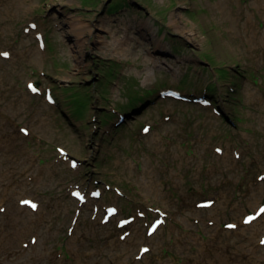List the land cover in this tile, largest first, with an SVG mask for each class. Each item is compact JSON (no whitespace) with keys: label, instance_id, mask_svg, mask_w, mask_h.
I'll use <instances>...</instances> for the list:
<instances>
[{"label":"rangeland","instance_id":"rangeland-1","mask_svg":"<svg viewBox=\"0 0 264 264\" xmlns=\"http://www.w3.org/2000/svg\"><path fill=\"white\" fill-rule=\"evenodd\" d=\"M3 51L0 264H264V218H241L264 202V0H0Z\"/></svg>","mask_w":264,"mask_h":264},{"label":"bare ground","instance_id":"bare-ground-1","mask_svg":"<svg viewBox=\"0 0 264 264\" xmlns=\"http://www.w3.org/2000/svg\"><path fill=\"white\" fill-rule=\"evenodd\" d=\"M170 23L171 24H174L175 26L176 25H178L179 23H180V21H178V19H176V18H171V20H170ZM184 24V23H183ZM83 28V27H82ZM119 33H124V35L122 34V35H119ZM108 34H109V39H108V45H110L111 47H113L116 51H118V53L120 54V53H122V52H124V51H126L127 49H128V40H129V38H130V36H129V30H128V26L127 25H119L117 28L116 27H114V26H112L111 28H110V30H109V32H108ZM9 56H10V54H9ZM149 66V65H148ZM149 77L150 76H148V75H145V77H144V81H147L148 79H149ZM37 122H35V124H36ZM150 132V129H149V131L147 132V133H149ZM237 157V156H236ZM238 158H240V154L238 155ZM101 197V196H100ZM99 197V198H100ZM214 206V204H211L210 205V207L209 208H212ZM23 207L24 208H27V206H25V205H23ZM254 207V206H253ZM258 206H256L255 207V209L257 208ZM38 208H39V205L37 204V207H36V210L35 211H37L38 210ZM208 208V209H209ZM31 210V209H30ZM31 211H34V210H31ZM118 213H119V211H118ZM117 213V214H118ZM243 217V216H242ZM241 217V218H242ZM264 218V211H263V213H261L259 216H258V218L257 219H254L253 221H251L249 224H248V226H251L254 222H259L261 219H263ZM163 223H161L157 228H156V230L151 234V236H153L152 238H156L157 236H158V231H159V229H162V227H163ZM118 241V240H117ZM177 245V244H176ZM180 245V244H179ZM178 247V246H177ZM179 248V247H178ZM150 252V249L147 251V252H145V253H143V255H142V257H145L146 256V254L147 253H149ZM221 252V249H220V251H218V252H214V254H222V253H220ZM218 260L222 263V264H228V260L227 259H225V258H223V257H221V256H218Z\"/></svg>","mask_w":264,"mask_h":264},{"label":"snow or ice","instance_id":"snow-or-ice-1","mask_svg":"<svg viewBox=\"0 0 264 264\" xmlns=\"http://www.w3.org/2000/svg\"><path fill=\"white\" fill-rule=\"evenodd\" d=\"M4 55H7V54L5 53ZM29 87H31V85H29ZM218 151H219V149H218ZM74 195H75V193H74ZM23 203H29V202L28 201H24ZM32 207L35 208L36 206L33 204ZM261 211H264V209H261ZM250 219H253V217H249L248 218V220H250ZM248 220H246L245 222L247 223ZM228 227H233V226L232 225H229ZM262 243H264V241H262ZM142 251H147V249H142Z\"/></svg>","mask_w":264,"mask_h":264},{"label":"crops","instance_id":"crops-1","mask_svg":"<svg viewBox=\"0 0 264 264\" xmlns=\"http://www.w3.org/2000/svg\"><path fill=\"white\" fill-rule=\"evenodd\" d=\"M28 100L26 99V98H23V99H20L19 100V103L18 104H20V105H26V102H27Z\"/></svg>","mask_w":264,"mask_h":264},{"label":"trees","instance_id":"trees-1","mask_svg":"<svg viewBox=\"0 0 264 264\" xmlns=\"http://www.w3.org/2000/svg\"><path fill=\"white\" fill-rule=\"evenodd\" d=\"M209 87V86H208ZM212 88H214L215 89V87L214 86H212ZM216 90V89H215Z\"/></svg>","mask_w":264,"mask_h":264}]
</instances>
